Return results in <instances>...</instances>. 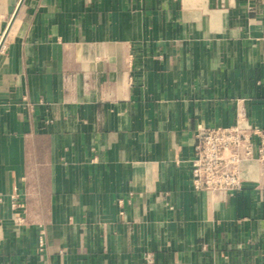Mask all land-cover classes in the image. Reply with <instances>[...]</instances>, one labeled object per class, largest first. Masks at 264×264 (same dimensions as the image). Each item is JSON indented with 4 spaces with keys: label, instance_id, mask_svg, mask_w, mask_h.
Returning a JSON list of instances; mask_svg holds the SVG:
<instances>
[{
    "label": "crops",
    "instance_id": "obj_1",
    "mask_svg": "<svg viewBox=\"0 0 264 264\" xmlns=\"http://www.w3.org/2000/svg\"><path fill=\"white\" fill-rule=\"evenodd\" d=\"M263 50V0H23L0 48V264H264V158L228 194L190 174L196 132L238 110L264 152Z\"/></svg>",
    "mask_w": 264,
    "mask_h": 264
},
{
    "label": "built area",
    "instance_id": "obj_2",
    "mask_svg": "<svg viewBox=\"0 0 264 264\" xmlns=\"http://www.w3.org/2000/svg\"><path fill=\"white\" fill-rule=\"evenodd\" d=\"M262 61L264 63V50ZM255 136H260V132L248 124L241 110L237 111L231 125L199 129L191 159L194 191L228 194L239 189L241 163L256 158V155L258 159L264 158L262 140L260 144L255 143Z\"/></svg>",
    "mask_w": 264,
    "mask_h": 264
},
{
    "label": "water",
    "instance_id": "obj_3",
    "mask_svg": "<svg viewBox=\"0 0 264 264\" xmlns=\"http://www.w3.org/2000/svg\"><path fill=\"white\" fill-rule=\"evenodd\" d=\"M22 2H23V0H19L18 4H17V6H16V9H15L14 13H13L12 16H11V19H10V21H9V23H8V25H7L6 29H5V31H4V33H3V35H2V37H1V39H0V48L2 47V44H3V42H4V40H5L6 36H7V33H8V31H9V29H10L12 23L14 22V20H15V18H16V15H17V13H18V11H19L21 5H22Z\"/></svg>",
    "mask_w": 264,
    "mask_h": 264
}]
</instances>
